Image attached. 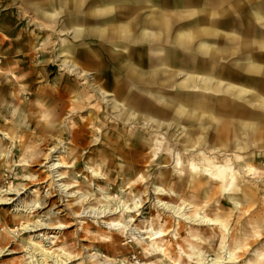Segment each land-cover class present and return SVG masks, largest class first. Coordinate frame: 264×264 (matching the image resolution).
<instances>
[{
  "label": "bare ground",
  "instance_id": "6f19581e",
  "mask_svg": "<svg viewBox=\"0 0 264 264\" xmlns=\"http://www.w3.org/2000/svg\"><path fill=\"white\" fill-rule=\"evenodd\" d=\"M73 1L77 7L86 4L88 7H92L93 10L96 9L100 14L109 15L115 21L110 25V33L114 39L115 37H120L126 43L148 42L152 45V48L157 42L163 41V43H169L168 39L172 34V31L173 33L176 31L177 36L175 37V42L173 43L174 48L185 51L193 50V52H198V54L204 55L206 54V51H208L211 47V44H208L209 42L205 40V37H213L215 35H218L219 30L222 29H220V27H216V24L218 23L217 19L215 18H222L224 15L231 12L228 11L225 4L227 0H208L209 2L207 1L208 4H206L209 6V9L205 7L206 9L197 8L196 10L194 9V7H197L196 5H198V3L196 1H192V4H190L191 7H187L188 11H185L184 13L186 14L183 16L184 19L191 18V21L182 22L178 28H175L172 19L168 16L156 17V15H153L154 13L151 10L153 5L150 1L142 2L133 0L126 3L125 0H117L116 2L113 1V3H110L108 0ZM69 2V0L65 1V3ZM255 6L260 7L261 5H253L252 8H254ZM146 9H149L150 12L145 18V25L139 33L132 30L130 23H118V21L125 18L137 19V15L139 14L138 11H144ZM233 10L237 11L238 9H235L234 6ZM251 17L256 21L255 23H258V25H264V18L259 17L256 13L252 12ZM249 21L250 20L247 19L245 23L248 22V25L251 22ZM203 25L205 28L202 29L203 33L201 35L204 36L203 41L200 43H196L195 45V43H193V37L197 36V34L192 32V28L194 26ZM243 28L244 30L239 32H236L237 30H233L231 33L229 32L226 35V38L228 39V42L234 46L232 52L238 55L240 59L249 61L251 57L255 58L258 56L257 53H250V51H252L253 49L258 50L259 46L255 44L254 40L259 35L261 36L262 32H260L254 26L245 27L243 25ZM99 33L103 34L104 32L99 31ZM152 51L154 52V56L158 52L156 48H152ZM172 54H175V51L171 52L167 50L163 55H157V58H154L152 64H161V66H165V63L168 62L167 60L170 59ZM141 60H139V62ZM59 63V67H61L63 71L66 69L69 74H75L78 79H88V71H86L85 69H81L78 65L75 64V62H72L68 58L60 60ZM170 63L172 62L170 61ZM258 66L249 65L248 71L252 73H259L264 67ZM184 68L186 67L184 66ZM198 71H200L199 68L197 71L182 70L181 75L182 79H184L183 84L181 85L182 88L187 89L190 84L195 88H198L199 85L201 87L204 86L205 88L208 86L217 88L219 84L221 85V80H215L212 76H207L206 74H202ZM218 71H220L219 67L214 70L215 73H218ZM262 75H264V73H262ZM130 76L132 77L131 80L139 81V78L142 75L140 71H136L133 73L131 72ZM92 81L94 82L95 79H92ZM111 81L109 82V80L104 79L102 82L103 84H100L96 87H89L92 89L95 88L94 91L84 88V90L76 98L75 109L82 111L86 108V104L84 101L86 99L89 101L90 98L98 95L102 97V100H104L106 104L111 106L113 111H117V114L121 119L123 118L125 121L131 122V124L137 125V127L133 128L128 134L131 137V142L136 148L135 151H139L141 154L145 153V155H143V157L139 158L138 160L136 159L138 157L135 155L137 154L136 152H133L129 158L122 157L121 162L129 163L124 164L118 176L119 181L115 184L118 189L120 188L124 190L123 193L126 192V190L129 191V194L133 193V200L129 203L120 198V200L117 199V201L114 198H111L112 196L110 192H107L106 195H100L92 192V182L96 184H107V188L113 184L111 182L112 179L110 178V176H108L109 172L104 169L103 165H87L86 168L91 175L89 177L86 175L83 182L75 184L74 186H71V183L63 185L57 183V187L60 193H64L67 196L69 195V197L76 195V199L73 201V204L74 202H77L78 206L75 205V207L77 206L78 208H74L75 210H72L73 216H75V218L77 219L91 216V218L102 220L106 228L105 230L108 229L117 233V235L111 237L109 235H106L102 239L103 241L109 243L112 247H114V244H117V242H121V238L123 237H128L129 239H131L130 242L141 249L142 252V255L136 256L135 264H185L184 262H187L188 264H204L205 262L207 263V253L211 252L213 247L212 243L216 240L219 243L218 250L221 251V254L223 253V256H219V252V255L216 254L211 260V264H232L238 257H235L234 251H236V249H243L244 246L242 244V241H247L248 237L246 236L248 230L244 232V236L237 237L236 235H231V233H229L230 222L228 221V218H226L227 214L224 212L223 208H226L227 206H229V204H232L234 210L245 213L250 208L254 207L256 202H258L257 196L259 185L257 184V182L255 184H250L248 183V181L244 182V180H249V178L256 181H258L257 179H260L261 182L262 175H264V172H261L254 166V163L256 161L254 157L255 154L253 153L254 149L255 147H262L258 146L257 144V125H255L252 121H215L210 117L209 127H211V130L209 132V135L206 132L207 130H204L205 134L199 132L197 134L190 135L187 127H184L185 125L182 127L180 122L176 123L175 125L168 123L166 124V126H164V124L159 122L156 118H147L146 116L137 112H131L125 105L119 102L118 96L109 94L108 90L112 88ZM99 82L100 80L96 83ZM122 83L123 81L121 82V86ZM234 88L231 87L230 91H234ZM117 89L119 90V92H124L122 91L123 88ZM86 90L88 92H86ZM88 93L90 95H88ZM240 93L243 94L246 93V91L243 92V90H240L239 95ZM111 96H113V99L110 101L107 99V97ZM6 98H8V96ZM90 105L91 103H88L87 106ZM195 105L197 106L196 109H200L201 111L202 108H205V106L199 104ZM259 105L264 106V100H259ZM91 106L93 107V105ZM179 109H181L177 111L179 115H184L185 113L186 115H190V111L186 110L185 108ZM90 114H92V117L98 119L99 116L101 117L102 113L101 111L92 112L91 110ZM195 114L196 113H194L193 115ZM246 114H243L246 118H255L256 115L255 113L248 111L246 112ZM89 120H91L92 122L93 118H89ZM73 126H76V129H86V127L88 126L95 127L89 124L87 119L78 121V123L72 125L71 127L73 128ZM142 128L158 131L160 133L154 134L155 138L150 139L146 137V135L150 134L146 133V131H143ZM1 129V134L4 133V135L7 137L8 134ZM95 129L99 130L98 127H96ZM74 130L75 127L73 131ZM163 130H165L164 133H162ZM168 130H172L174 134L170 133L171 131L168 132ZM179 131L180 135L176 136L175 134ZM225 131L227 132L226 134H224ZM70 134V138H75V132H71ZM181 134L184 135L182 136ZM224 136L226 137V139L223 140L222 137L224 138ZM9 138L12 140L10 136ZM58 141H60V138L57 137V139H55L56 145H61L59 144L60 142L58 143ZM71 142L72 140L69 141L68 144H70ZM68 150H70V148L64 147L62 153L66 152L65 154L68 155ZM53 151L54 149L52 148L50 150V152H52V155ZM58 158L59 159L56 162L53 161L54 163H52V165L50 166L51 175L53 174V178H56L55 182H60L63 179L65 180V176L67 175L66 173L62 172L59 173V169L71 168L74 166L73 164H71V166L69 165V163L65 162L61 156H58ZM144 163H147V165H143ZM174 163L175 167H173V169L171 170L170 166ZM154 175L155 178L153 177ZM99 177H101L100 180L105 177L104 182L92 179H96ZM74 178L77 179L78 182V177L75 176ZM239 180L240 182H238ZM239 183L242 185H240ZM139 184H142L141 188L142 190H144L143 195L148 190V185L150 184V186H152L153 194L155 195V206H157L156 208H159L161 212L157 211L155 215L153 213L147 212L144 216V219L141 220L142 222L137 223L138 216H140L139 211L142 208L141 202H143L139 197L141 192H135L136 188L134 186H139ZM77 186H79L77 191L69 192L72 188L74 189V187ZM188 193H190L191 196H187L186 194ZM206 195L207 197H205ZM214 196H217V198L214 199ZM90 198H92V200H90ZM204 198L205 200H202ZM211 199L214 203L217 202L218 205H214L213 203H211ZM5 202L6 200L0 197V204H7ZM71 202L72 201H70V204ZM101 202H104V205H100L95 208L96 204H99ZM85 205H90L91 207H85ZM215 206L218 207V209H216L217 211H222V214L215 217H210L207 210L210 211ZM259 208L260 210H264V205H261ZM31 209H40V203L36 200L35 202H33ZM189 211H191V213H189ZM257 212L258 210L252 209L250 214L258 215ZM259 221V223L254 220L253 222L251 221L252 229L250 230V232L252 238L258 237L260 231L264 232L261 227L262 222H264V218L260 219ZM243 223L245 224L246 220H244ZM155 225L159 227L156 228ZM18 226H20V230H22L23 233H33V235H31L30 238L25 241L30 245L29 249L31 253H29V264H72L76 261H79L78 264H95V253H92V251L94 250L93 245H80L82 253L79 255H72L71 253L67 252L64 247H60L57 252H50L42 246V241H37L38 239L49 240L50 238H53L52 236H47V234L45 233L46 230H65L70 227L69 225H53L40 221L32 222V220H26L20 223V225ZM6 227L9 234H14L13 228H10L8 226ZM177 227L179 229H177ZM210 227H213V229H209ZM208 229L213 231L212 235L214 238L210 239L211 236L207 235L206 232L208 231ZM215 229H218V232L216 234L214 232ZM181 230L186 232L185 237L183 236ZM75 231L76 234H78L77 231L84 232V234L86 235L85 238L88 240H92L91 237L87 235L88 228H84L81 226ZM85 238L80 239L84 240ZM232 244H234L233 249L230 248ZM7 251H9L7 254H14L16 252L12 249H9L8 246L0 247V257H2L4 252ZM133 253L134 255H137V252L135 250L133 251ZM254 254L256 256V259L252 264H264V250H256L254 251ZM104 258L105 261H107L105 264H113V262H116L115 259L109 258L106 253L104 255ZM117 260L118 261L115 264H123L126 261V258L123 259L121 257H118Z\"/></svg>",
  "mask_w": 264,
  "mask_h": 264
},
{
  "label": "rangeland",
  "instance_id": "374dc122",
  "mask_svg": "<svg viewBox=\"0 0 264 264\" xmlns=\"http://www.w3.org/2000/svg\"><path fill=\"white\" fill-rule=\"evenodd\" d=\"M108 1L110 3H113V1L116 2L117 0ZM129 1L133 0H125V3ZM138 1H150L153 5V7L151 8L153 12H157L159 9H164L162 10V12H173L179 18V20L183 19V13L185 11H188L187 7H191L190 4H192V1H196L198 3V5H196L197 7H194L195 10L197 8L206 9L209 7L207 5L209 2L208 0ZM0 4L3 5V7H0V28L7 25L6 23L12 24L9 29H7L5 34H1L0 32V37L3 39V42H0V67H2L1 69L5 73L9 74L8 72H10L12 74H16L17 72H15L14 69L20 66L16 62L19 59L25 60L26 58L31 59L32 57L36 59H42L45 58V54L52 55V52H50L53 46V43H51V41L54 40V37L51 36L52 30L49 28H41L35 25V23H37L36 20L39 17L37 13H35L33 10H20V0H0ZM225 4L227 6L228 11L231 12L224 15L222 18L216 17L215 19H217L218 23L216 24V27L223 28L228 32H232L233 30H237L236 32H239L244 30L243 25L245 27L247 26L244 21V16L250 10L249 8H251L253 5L264 4V0H227ZM234 6L235 9L238 8L237 11L233 10ZM44 7L47 8V4L44 5ZM149 12V9H146L144 11H138L139 14L137 15V19L133 18L130 20L132 24V29H135L137 31L141 29L144 24V20L148 16ZM189 20L190 19H184V21ZM179 23H181V21ZM250 25L254 26L257 29H260L258 23L252 22L249 24V26ZM63 38L65 37H62V39ZM68 40L71 41V38L68 37ZM63 45L66 44H62V46ZM19 71L24 70L21 68ZM36 71L41 72L39 69H36ZM64 72L66 74H69L66 69L64 70ZM50 73L53 76L55 74L64 75V73L57 71V69L54 72L51 71ZM86 80L84 78L79 79L81 86H83L82 88L94 91L95 88L92 89L89 87H96L97 84L94 85L96 81L93 82L92 79L89 78ZM21 85L16 86L13 84L12 86L24 87ZM2 87H5V83ZM16 87L14 91L16 94L19 95ZM87 90L86 92H88ZM28 93L34 92L33 90H30ZM88 95L90 94L88 93ZM28 96L29 95H26L25 99H21L18 102V105L25 104L26 102H28V104H32L31 109L29 111V117H26L23 114L22 118L16 119L15 112L11 114L13 105H8L5 112V117L9 123H14L15 121L17 123L19 119H22V122H24L23 127H19L18 129L16 128V132L13 133V136L16 138L17 141L14 140V142H11L9 139L4 140L5 137H3V135H0V197L5 199V203H7L0 204V247L8 246L9 249L16 251L14 254H7L9 251L4 252L3 256L0 257V264H29V253H31L29 249L30 245L27 244V242L25 241H27V239H29L30 236L33 235V233H23V231L20 230V226H18L20 225V223L26 220H32V222L40 221L53 225L66 224L70 226L68 229L65 230H46L45 233L47 234V236H52L53 238H50L49 240H37L42 241V246L50 252H57L60 247H64L65 250L71 253L72 255H79L82 253L80 245H93L94 250L92 251V253H95V264H105L107 262L104 258L105 253L109 258L116 260V262H113V264L117 263L118 257H121L123 259L126 258V261L123 264H135L136 256L142 255L141 249L133 245L130 242L131 239H129L128 237L121 238L122 241L117 242V244H114V247L110 246L109 243L103 241L102 239L106 235H109L111 237L117 235V233L108 229L105 230L106 228L104 226L103 221L98 220L97 218H91V216L79 219L75 218V216H73L72 210L78 208L77 202H74L73 204V201L76 199V195L72 194L73 196L69 197V195L67 196L64 193H60L57 185L71 183V186H74L75 184H79L80 182L84 181V177L86 175L88 177L91 175L86 168L87 165H103L104 169L109 172L108 176H110V178L112 179L111 182L113 185L107 188V184H96L92 182V192H95L96 194L100 195H106L107 192H110L112 196L111 198H114L115 200H120L121 198L122 200H125L130 203L133 200L134 194H129L128 190L123 193L124 190L120 188L118 189L115 184L119 181L118 176L124 164L129 163L121 162L122 157L129 158L133 152H136L137 154L135 155L138 156L136 158L138 160L139 158L143 157V155H145V153L141 154L139 151H135L136 148L131 142V137L128 134L133 128L137 127V125L131 124V122H127L123 118L121 119L117 114V111H113L111 106L106 104V102L102 100L101 96L97 95L90 98L89 101L87 99L84 101L86 104V110L83 109L82 111L73 108V102L75 101V97L72 98V101H70V103L69 101H67V104L63 106L64 108H61L62 111L61 109L55 111L52 110V119L49 120V122H51V125L47 124L48 126H42L41 122H44V120L39 116L37 117V111L34 113V109L37 108V106L33 103L34 101L31 102L32 100L29 99L30 97L28 98ZM107 99L111 101L113 99V96L107 97ZM119 102L123 104L122 101L119 100ZM88 103H91L93 107L91 105L87 106ZM71 108L73 109L70 110ZM91 110L92 112L101 111V117L99 116L98 119L92 117V114H90ZM130 111L132 112L134 110ZM89 118H93L92 122L91 120H89ZM209 118V116H206L205 119L209 120ZM85 119L88 120L89 124L95 127L88 126L86 127V129H76V126H73V128L71 127L72 125L78 123V121ZM28 120L29 124L25 125V122H27ZM35 122L40 123L34 125ZM199 122L200 121L197 119L188 120L184 122L181 126L183 127L185 125L184 127H187L190 135L197 134L199 132L205 134L204 130H207L206 132L209 135V132L211 130V127H209L210 121H203L204 125L202 123L199 124ZM161 123L166 126V124L168 123L175 125L178 122H173L172 120H169L162 121ZM74 127L75 130L73 131ZM96 127H98L99 130H96ZM142 129L143 131H146V133L150 134L146 135V137L150 139L155 138L154 134L160 133L154 130H149L145 128ZM71 132H75V138H70ZM164 132L165 130L162 131V133ZM168 132L174 134L172 130H168ZM226 133L227 132L225 131L224 134ZM175 135H180V131L177 132ZM181 135L183 136L184 134ZM57 137L60 138V141H58V143L60 142L59 144L61 145H56L55 139H57ZM222 139L224 140L226 139V137L224 136V138L222 137ZM71 140L72 142L68 144V142ZM258 146L262 147H255L254 149L253 153L255 154L254 157L256 160L254 166L258 168L261 172H264V144H258ZM64 147L70 148V150H68L67 152L68 155L65 154L66 152L62 153ZM52 148L54 149L53 155L52 152H50ZM116 153L118 156L116 155ZM58 156H61L65 162L69 163V165L73 164L74 166L71 168L59 169V173L62 172L66 173L67 175L65 176V180L63 179L60 182H55L56 178L54 177V179L53 174L51 175L50 166L52 165V163L56 162L59 159ZM143 165L146 166L147 163H144ZM46 167L48 170L46 169ZM173 167H175V163L170 166L171 170L173 169ZM75 176L78 177V182L77 179L74 178ZM153 177L155 178V175ZM104 178L105 177H103L102 180H100L101 177L92 179L104 182ZM257 180L258 181L252 180L250 178L249 180H244V182L248 181V183L250 184H255L257 182V184L259 185L257 196L258 202H256L254 207L250 208L245 213H241L239 211L234 210L232 204H229V206L223 208L224 212L227 214L226 218H228V221L230 222L229 233H231V235H236L237 237L244 236V232L248 230L246 236L248 237L247 241H242V244L244 246L243 249H236V251H234L235 257H238L235 260L236 262L234 261L232 264H252L255 262L256 259L254 251L264 250V232L260 231L259 236L254 238L251 237L250 232V230L252 229L251 224L253 220L259 223V220L264 218V210H260L259 208L261 205H264V175H262L261 182L260 179ZM238 182H240V180ZM134 187L136 188L135 192H141L139 197L143 201L141 202L142 208L139 211L140 216H138V223L142 222L141 220L144 219V216L147 212L153 213L155 215L157 211L160 210L159 208H156L157 206H155V195L153 194V189L150 184L148 185V190L144 195V190H142L141 188L142 184H139V186ZM78 188L79 186L74 187V189L72 188L69 192H75L78 190ZM186 195L191 196L190 193ZM205 197H207V195ZM92 198H90V200H92ZM216 198L217 196H214V199ZM36 200L40 203V209H37L38 211L36 209H31L33 202H35ZM202 200H205V198ZM70 201H72L71 204ZM210 202L214 205H218V203H214L212 199ZM75 205L77 206L75 207ZM100 205H104V202L96 204L95 208ZM85 207L91 206L85 205ZM216 209H218V207L215 206L210 211L207 210L210 217H215L222 214V211H217ZM252 209L258 210V215L250 214ZM189 213H191V211H189ZM244 220H246L245 224L243 223ZM6 226L13 228L14 234H9ZM81 226L84 228H88L87 235L91 237L92 240L86 239V235L84 234V232L77 231L78 234H76L75 230ZM159 226L155 225L156 228H158ZM261 227L262 230H264V222H262ZM177 229L179 228L177 227ZM209 229H213V227H210ZM209 229L206 233L208 236H211L210 239H212L214 238L212 235L213 231ZM214 232L216 234L218 232V229H215ZM185 233V231H182L184 237L186 236ZM80 238L85 239L82 240ZM212 246L213 247L211 252L207 253V263L205 262L204 264H211V260L216 254L219 255V252V256H223V253L221 254V251L218 250L219 243L217 240L212 243ZM233 247L234 244H232L230 248L233 249ZM134 250L137 252V255H134ZM78 263L79 261H76L72 264ZM184 263L188 264L187 262Z\"/></svg>",
  "mask_w": 264,
  "mask_h": 264
},
{
  "label": "crops",
  "instance_id": "0c3cea01",
  "mask_svg": "<svg viewBox=\"0 0 264 264\" xmlns=\"http://www.w3.org/2000/svg\"><path fill=\"white\" fill-rule=\"evenodd\" d=\"M65 1L20 0V10H33L37 13L39 17L35 25L41 28L51 29V36L54 37V40L51 41L53 43L52 49L50 50L52 55L45 54L44 57L46 59H36L33 57L31 59L26 58L25 60L19 59L16 62L20 66L14 69L17 72L16 74L10 72L7 74L0 67V129L3 127L1 130L8 134L6 137L4 133L1 134L0 132V135H3L5 139H9L11 142H14V140L17 141L13 133L16 132V128L18 129L24 125L22 119H19L17 123L16 121L14 123L7 121L5 112L8 105H13L11 114L15 112L16 119L22 118L23 114L26 117L30 116L31 103L28 104L26 102L25 105H18L19 100L25 99L26 95H29L28 98L30 97L31 102L34 101L33 103L36 104L37 108L34 109V113L37 111V117L39 116L44 120V122H41L42 126L51 125L49 120L52 119V110L63 109L67 101L70 103L74 97L73 108H76V98L84 88H82L75 74H66L59 67L60 64L58 63L60 60L68 58L72 62H75L81 69L88 71L89 79H95L96 82L100 80L99 83H96L97 85H94L98 86L103 84L104 79L109 80V82L112 80V88L108 90L109 94L118 96L119 100L126 107L128 106L129 110H134V112L142 114L147 118L153 117L159 122L169 120L173 122L177 121L181 125L188 120L196 119L200 121L199 124H203V121L210 120V118L206 120V116L213 118L215 121H252L257 125V143L264 144V106L259 105V100H264V75H262L264 68L259 73L248 71L249 65L264 67V25H259L260 29L258 30L262 34L254 40L255 44L259 46L258 50L253 49L250 51V53H257L258 56L255 58L251 57L249 61L240 59L238 55L232 52L234 46L226 38L229 32L223 28H220L221 30H219L218 35L205 37V40L209 42L208 44H211V47L206 51L205 55L193 52V50L185 51L174 48L173 43L175 42L177 32L175 31L173 33L172 31L168 39L169 43H163L161 41L152 47L158 51L154 56L151 48L152 45L148 42L126 43L120 37H115L114 39L110 33V25L115 21L109 15L100 14L96 9L93 10L92 7H88L86 4L77 7L73 0H69V3H65ZM46 4L47 8L44 7ZM0 7H3V5L0 4ZM249 9L244 16L245 21L249 19L251 21H249L250 23L256 22L251 17L252 12L264 18V4H261L260 7L255 6ZM162 10L164 9L153 12V15H156V17L168 16L172 19L175 28H178L182 22L191 21V18H185L190 19L189 21H184V18L179 20L173 12L167 13L162 12ZM183 14L185 15L186 13ZM130 20L129 18H125L118 21V23H130L132 27ZM180 21L181 23H179ZM6 24L0 28L1 34H5L7 29L12 25L11 23ZM144 25L145 23L141 29ZM246 27H251V25L249 26L248 24ZM141 29L138 31L135 29L132 30L139 33ZM202 29H205L204 25L194 26L192 28V32L197 34V36L193 37V43L195 45L203 41L204 36H201L203 33ZM99 31H103L104 33L100 34ZM62 37L65 38L62 39ZM68 37L71 38V41L68 40ZM0 42H3L1 37ZM62 44L66 45L62 46ZM167 50L171 52L175 51V54H172L170 59L167 60L168 62L165 63V66L152 64V61L154 58H157V55H163ZM139 60L141 61L139 62ZM217 67H219L220 71L215 73L214 70ZM21 68L24 71H19ZM198 68L200 69L198 72L212 76L215 80H221V85L218 83L217 88L209 86L205 88L200 85L198 88H195L190 84L187 89L182 88L181 85L184 80L181 75L182 70L197 71ZM36 69H39L41 72H37ZM56 69L60 72L63 71L62 73L64 75L55 74L53 76L50 72H54ZM136 71H140L142 75L139 81L131 80L130 73ZM4 83L5 87L3 88ZM13 84L16 86H24L16 87L19 95L15 93V86H12ZM231 87H235L233 89L234 91H230ZM117 88H123L122 91L124 92H119ZM29 90H33L34 93H28ZM240 90H243V92L246 91V93H240L239 95ZM7 96L8 98H6ZM195 104L205 106V108H202V111L199 109V111L196 109L197 106ZM179 108H185L190 111V115H186V113L179 115L177 112L181 110ZM247 111L255 113V118L244 117ZM194 113L196 114L193 115ZM39 123L35 122L34 125ZM28 124L29 120L25 122V125Z\"/></svg>",
  "mask_w": 264,
  "mask_h": 264
}]
</instances>
